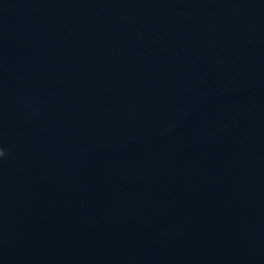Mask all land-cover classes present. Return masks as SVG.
<instances>
[{"label":"water","instance_id":"obj_1","mask_svg":"<svg viewBox=\"0 0 264 264\" xmlns=\"http://www.w3.org/2000/svg\"><path fill=\"white\" fill-rule=\"evenodd\" d=\"M0 264H264V0H0Z\"/></svg>","mask_w":264,"mask_h":264},{"label":"clouds","instance_id":"obj_2","mask_svg":"<svg viewBox=\"0 0 264 264\" xmlns=\"http://www.w3.org/2000/svg\"><path fill=\"white\" fill-rule=\"evenodd\" d=\"M4 155L3 151H0V156Z\"/></svg>","mask_w":264,"mask_h":264}]
</instances>
